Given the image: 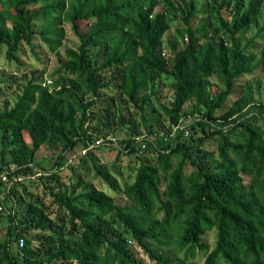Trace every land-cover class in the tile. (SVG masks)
I'll list each match as a JSON object with an SVG mask.
<instances>
[{"label": "trees", "instance_id": "obj_1", "mask_svg": "<svg viewBox=\"0 0 264 264\" xmlns=\"http://www.w3.org/2000/svg\"><path fill=\"white\" fill-rule=\"evenodd\" d=\"M198 1L0 0V47L6 46L7 60L21 64L20 43L33 52L35 37L52 51L60 48L64 22L79 42L64 49L66 60L52 78L32 75L13 106L0 111L1 140L8 137L13 146L0 174L58 178L59 172L35 163L38 149L46 140L59 145L53 167L59 168L78 143L89 151L100 143L88 124L101 118L129 131L115 160L124 152L138 162L126 175L119 164L100 165L89 155L100 187L81 175L74 186L85 188L78 193L46 186L52 204L68 213L66 221L52 220L48 205L33 203L25 190L18 202L28 200V207L18 214L0 197L9 217L0 264H143L132 243L155 264H185L198 251L205 254L201 264H264V102L253 100L248 85L237 86L264 62V0ZM173 21L184 46L171 44L162 57ZM256 40L263 44L254 62ZM160 76L172 80L170 101L159 104L168 135L133 136L139 123L129 118L126 126L122 100L152 134L142 103ZM183 116L194 118L182 124ZM211 229L209 248L203 236Z\"/></svg>", "mask_w": 264, "mask_h": 264}, {"label": "rangeland", "instance_id": "obj_2", "mask_svg": "<svg viewBox=\"0 0 264 264\" xmlns=\"http://www.w3.org/2000/svg\"><path fill=\"white\" fill-rule=\"evenodd\" d=\"M198 3L199 6H202L204 4V0H199ZM157 9H159V7ZM36 23L35 29L41 26L40 19H38ZM260 23H263V20H261ZM81 27L84 28V24H81ZM177 27H180V25L176 21H173L171 23V27L163 36L161 52L165 53L166 57L171 44L175 45L177 49L184 46L181 34H178L176 31ZM64 29L65 37L63 45L54 51L47 48V46L38 37H35L32 41V47L34 49L33 52L31 47L26 45L24 42H21L20 49L17 53L21 64H16L7 60L5 57L6 46L3 45L0 47V80L5 82V85L0 88V111L13 106L16 98L21 94L23 86L31 79L32 75H37L41 78V80L52 78L51 75L60 67L62 62L66 60L64 49L77 47L79 42L75 34L72 32L69 22H64ZM255 31V28L251 29L248 32L247 37L253 35ZM261 34L264 35V30L261 31ZM262 44L263 42L256 40V57L254 62L260 57L259 52L262 49ZM161 56L165 57L162 54ZM60 73L64 74L63 71H60ZM239 84L248 85L250 87V91L252 92L253 100L255 102H264V62H262V64H258L251 73L245 74L237 80V86H239ZM49 85L50 87L52 86V84ZM171 85L172 80L170 77L160 76L154 81V83H152L151 88L153 89L150 87L148 88V99L142 103V109L147 113V116L151 115L147 118V126L151 127L152 131H154L150 135H147L144 129V121L140 118L139 112H136L130 104H126L124 100H122V107L120 106V108L122 114L124 115V119L126 120V126L130 125L129 118H134L139 123L137 127L140 133L133 134V136L143 134L145 137L155 139L157 134H160V136L168 135L167 120L164 119V114H162L159 104L162 102L168 103L170 101L173 93ZM189 103H191V101ZM189 105L185 104L183 110L187 111L190 109ZM195 115L196 114H194V116ZM193 118V116H183L181 118V123L187 124ZM103 120L105 121V119ZM103 120L102 118L101 121L100 119H91L88 124L89 133H91L92 136H95L96 140L100 141V143L96 142L97 146L90 149V151L87 150L82 142L78 143L73 150L66 154L63 164L60 162L61 165H59V168H53L61 150L59 145L50 140H46L45 143L38 149L34 158L35 163H37L44 171L52 170L59 172L58 178L52 179L47 176H40V173L27 175L20 174L22 177L20 183L15 184L14 182L8 184L1 180L0 174V183L2 184L0 188V197L3 198L6 196V198L3 199L4 205L7 207L13 206L14 208H17L15 211L17 214L26 210L29 201L26 200L18 202V197H24L23 190H25L31 199L34 200L33 203L36 202L37 205H39L40 202H44L48 205V215L52 220L54 219L60 222L63 219L66 221L68 213L64 210V208H60L54 203L52 204V198L48 194L46 186H52L55 190L63 191L67 194L78 193L83 191L85 188L84 185L74 186L77 177L81 175L86 179V181H91L100 187L102 183L98 178L93 176L94 171L91 166L92 160L90 156L97 160L100 165L110 166L112 163H117V165H120L125 174L128 173V165L132 163L133 166H136L138 163L135 156L133 154H126L123 152L120 154V158L117 162L115 160V155L118 150L116 146L120 145L122 140L130 137L129 131H126V127L116 126L118 121L112 125L113 128H110L102 122ZM212 147L213 145L206 146L207 149H211ZM12 149L13 146L9 144V138H5L2 142L0 135V154H2L3 158V161L0 163L3 168L6 166V163H10L12 159ZM83 158L85 161H82ZM85 167H87L86 172L83 170ZM11 168H14L12 164ZM4 171L6 170H3V172ZM130 175L131 179L127 178L128 180H132L134 171H132ZM122 178L126 177L122 176ZM13 186L16 191L14 194L11 192V187ZM8 225L9 217L3 209V205L0 204V242L4 241L6 238V229ZM28 235L34 239L33 244H35L37 241L35 239L34 232H30ZM203 239L209 248H212L215 239L214 230H208L203 236ZM130 245L133 247L137 257L143 264H155V262L149 260L147 255L139 247H136L134 243ZM182 254V252H178L175 258L178 259ZM204 255V251H198L196 252L194 258L187 256V258H185V264H201Z\"/></svg>", "mask_w": 264, "mask_h": 264}, {"label": "built area", "instance_id": "obj_3", "mask_svg": "<svg viewBox=\"0 0 264 264\" xmlns=\"http://www.w3.org/2000/svg\"><path fill=\"white\" fill-rule=\"evenodd\" d=\"M163 56H164V53L162 52L161 53ZM46 84H51V81L50 80H47L46 81ZM21 179V176H18V175H14L13 176V178L12 179H10V176L7 174V173H3L2 175H1V180L2 181H18V180H20ZM18 246L19 247H22V245H23V243H24V238L21 236V237H19V239H18Z\"/></svg>", "mask_w": 264, "mask_h": 264}]
</instances>
